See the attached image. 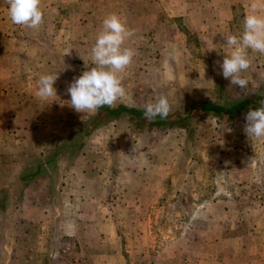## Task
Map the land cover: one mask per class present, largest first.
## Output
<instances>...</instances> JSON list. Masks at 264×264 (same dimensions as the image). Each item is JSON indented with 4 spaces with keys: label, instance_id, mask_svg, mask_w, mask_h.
<instances>
[{
    "label": "rangeland",
    "instance_id": "obj_1",
    "mask_svg": "<svg viewBox=\"0 0 264 264\" xmlns=\"http://www.w3.org/2000/svg\"><path fill=\"white\" fill-rule=\"evenodd\" d=\"M121 1L68 0L62 8L43 2L57 22L10 42L20 51L9 62L26 70L32 96L41 74L65 67L54 84L57 97L30 101V113L49 122L54 147L97 112H76L67 88L94 67L90 50L111 13L134 30L126 46L137 55L122 74L123 103L143 108L163 95L185 116L200 101L229 104L264 92V55L249 50L243 90L220 67L229 51L224 36L242 33L252 3L264 15V0H160L159 7ZM180 12L186 14L169 15ZM69 29L76 34H61ZM260 106L231 119L195 111L187 129L138 131L123 118L95 130L53 197L45 176L30 187L27 208L39 210L28 211L30 219L20 209L21 184L5 186L12 195L0 212V264H264V139L252 142L243 132L244 115ZM7 136L4 144L26 138ZM54 147L6 153L0 173L20 176Z\"/></svg>",
    "mask_w": 264,
    "mask_h": 264
},
{
    "label": "clouds",
    "instance_id": "obj_2",
    "mask_svg": "<svg viewBox=\"0 0 264 264\" xmlns=\"http://www.w3.org/2000/svg\"><path fill=\"white\" fill-rule=\"evenodd\" d=\"M6 3L8 17L13 25L34 31L40 30L43 26L45 22L43 0H6ZM251 7L254 11L245 15L242 33L224 36L226 41L224 44L228 46L229 51H224L226 56L220 64L223 77L230 79V83L241 90L249 85V79L244 73L253 65L249 50L264 55V15L255 11L257 3H252ZM133 35L134 30L129 28L119 14L111 13L103 19L102 28L90 50L94 67L74 78L67 88L71 97L69 105L76 112L95 113L103 107L116 108L123 102L127 90L122 74L131 66L137 55L135 49L126 46V42ZM212 49L214 48L210 50ZM80 57L84 60L81 55ZM85 64L87 65L86 61ZM59 72L40 75L36 90L38 98L47 100L50 97H57L54 84ZM260 104L259 108L249 110L244 115L246 123L243 132L252 142L264 139V99ZM172 110V103L163 95L154 102L147 103L142 109L144 117L150 121L157 117L161 120L167 119Z\"/></svg>",
    "mask_w": 264,
    "mask_h": 264
},
{
    "label": "crops",
    "instance_id": "obj_3",
    "mask_svg": "<svg viewBox=\"0 0 264 264\" xmlns=\"http://www.w3.org/2000/svg\"><path fill=\"white\" fill-rule=\"evenodd\" d=\"M66 1L68 0H43V2L49 5V8H59L60 6L62 8V2L64 3ZM132 1L123 0L121 2L129 6L132 4ZM143 2L148 5L152 4L151 0H144ZM153 4L159 7L161 1L153 0ZM182 14H186V12H180L179 14L169 13L171 17ZM147 16L149 17L146 12L142 13L140 19L146 20ZM90 17H92V14H90ZM154 17H157V15ZM45 22L56 23L57 19L55 16L47 15L46 13ZM76 32L77 30L75 29H69L61 32V34H66L68 37H71L72 33L75 35ZM31 33L37 37V33L32 30L11 23L8 17L6 0H0V164H2L6 153H18L19 150L21 151L23 149L24 151L30 150L31 153L36 151V153L41 154L42 151L50 149L56 144L53 141V137L49 134V122L47 123L43 118V114H40V112L30 113V101L38 103L41 99L38 96H32L30 93L29 75L26 70L20 69L18 62H14V60L9 62V59L14 56L12 53L18 52L19 50L18 47L10 42L17 37L29 36ZM4 38L8 40V43H4ZM19 133H25L26 138L22 136L20 140L10 141L4 144V134H7L9 136L7 138L12 140L11 136L18 135ZM19 145H21L22 149H20ZM44 176L48 179V182H51L47 174H40L23 191V200L20 209L24 219H30V216L27 214L28 211H34V214H37L39 211L37 207L34 209L27 208V200L28 196H30L28 191H30L32 185H36L39 188V183ZM18 179L19 176L15 177L0 173V189L9 186L10 183L16 182ZM48 191H50V186H48Z\"/></svg>",
    "mask_w": 264,
    "mask_h": 264
},
{
    "label": "trees",
    "instance_id": "obj_4",
    "mask_svg": "<svg viewBox=\"0 0 264 264\" xmlns=\"http://www.w3.org/2000/svg\"><path fill=\"white\" fill-rule=\"evenodd\" d=\"M264 99V92L255 93L251 96L244 97L240 100L234 101L229 104H219L209 100H204L193 104L188 113L185 116L181 115L180 110L171 112L167 119L161 120L157 117L155 120L150 121L146 119L143 115V108L129 106L123 102L119 103L116 108L103 107L100 108L96 114L89 117L79 128L71 130V136L66 138L64 142L58 144L54 147V151L46 157H35L33 160L37 162V166L30 168V170H25L24 174L19 176L16 183L21 184L20 200L23 199V189H25L35 177L40 174H47L51 179V196L53 197L57 193V189L63 183L64 171L70 167L71 163L79 156L80 150L84 145V138H88L95 130L104 126L105 124L123 118H128L130 124L136 128V130L141 131L145 127L149 128H165L167 126L175 128L177 126L187 129L188 125L185 126V120L191 118L195 111H201L205 113H213L218 116H225L228 119L240 115L247 108L256 106L260 104V101ZM72 134L78 136L76 139V144L72 141ZM81 137V138H80ZM72 138V139H71ZM75 148V153L72 155L71 162L65 160L70 153V151ZM71 149V150H70ZM62 161V164H60ZM7 196H3V195ZM12 192L8 188L4 187L0 189V212H5L7 210V201Z\"/></svg>",
    "mask_w": 264,
    "mask_h": 264
}]
</instances>
